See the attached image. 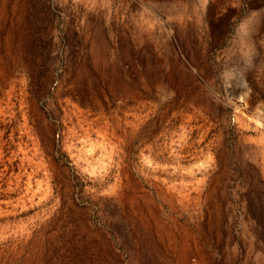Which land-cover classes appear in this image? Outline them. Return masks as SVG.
I'll return each mask as SVG.
<instances>
[{
    "label": "rangeland",
    "instance_id": "rangeland-1",
    "mask_svg": "<svg viewBox=\"0 0 264 264\" xmlns=\"http://www.w3.org/2000/svg\"><path fill=\"white\" fill-rule=\"evenodd\" d=\"M0 264H264V0H0Z\"/></svg>",
    "mask_w": 264,
    "mask_h": 264
}]
</instances>
